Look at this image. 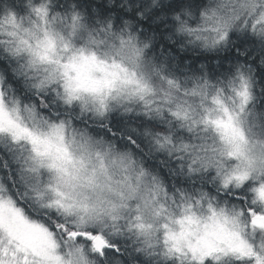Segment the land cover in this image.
<instances>
[{
  "label": "snow or ice",
  "instance_id": "snow-or-ice-1",
  "mask_svg": "<svg viewBox=\"0 0 264 264\" xmlns=\"http://www.w3.org/2000/svg\"><path fill=\"white\" fill-rule=\"evenodd\" d=\"M0 264H264V0H0Z\"/></svg>",
  "mask_w": 264,
  "mask_h": 264
},
{
  "label": "trees",
  "instance_id": "trees-1",
  "mask_svg": "<svg viewBox=\"0 0 264 264\" xmlns=\"http://www.w3.org/2000/svg\"><path fill=\"white\" fill-rule=\"evenodd\" d=\"M197 59H203V57H199V58H197Z\"/></svg>",
  "mask_w": 264,
  "mask_h": 264
}]
</instances>
